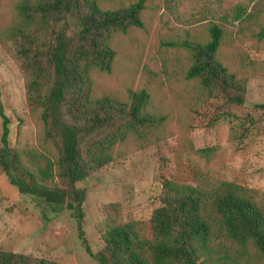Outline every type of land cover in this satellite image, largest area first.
Masks as SVG:
<instances>
[{"label":"rangeland","instance_id":"374dc122","mask_svg":"<svg viewBox=\"0 0 264 264\" xmlns=\"http://www.w3.org/2000/svg\"><path fill=\"white\" fill-rule=\"evenodd\" d=\"M95 1L109 11L142 2L143 10L141 27L113 36L111 71L91 74L92 97L126 103L144 93L151 122L118 143L112 162L78 185L86 192L82 227L90 251L104 246L106 206L118 204L115 217L141 226L161 206L164 180L205 191L233 183L264 193V0ZM16 3L0 0V32L12 22ZM212 25L223 33L218 59L245 84L246 97L241 106L223 107L211 123L207 94L186 74L188 44L205 43ZM0 104L9 119V146L21 164L37 182L51 164L44 184L62 188L58 149L45 139L38 114L27 109L23 75L1 40ZM0 250L58 264H96L70 212L54 216L39 200L20 194L1 167ZM232 250L236 264H264L253 248L244 256Z\"/></svg>","mask_w":264,"mask_h":264},{"label":"trees","instance_id":"16d2710c","mask_svg":"<svg viewBox=\"0 0 264 264\" xmlns=\"http://www.w3.org/2000/svg\"><path fill=\"white\" fill-rule=\"evenodd\" d=\"M142 2L109 11L95 0H17L15 16L1 32L24 79L27 109L37 113L46 140L58 149L57 177L62 188L44 184L52 165L32 178L8 142L9 119L0 104V167L20 194L53 212L67 210L76 222L85 252L96 264H236L237 253L253 248L264 260V193L233 183L211 191L162 182L161 206L139 226L123 223L118 204L106 206L103 248L93 254L84 238L85 189L78 185L112 162L114 147L151 122L144 93L130 102L92 97L93 72L110 73L111 40L141 27ZM222 31L208 29L205 43L188 44V80L207 94L209 122L227 106L245 103L242 81L218 59ZM264 34V30L262 32ZM209 125V124H208ZM45 180V181H44ZM0 264H58L0 250Z\"/></svg>","mask_w":264,"mask_h":264}]
</instances>
